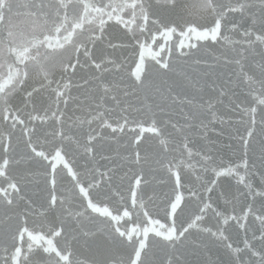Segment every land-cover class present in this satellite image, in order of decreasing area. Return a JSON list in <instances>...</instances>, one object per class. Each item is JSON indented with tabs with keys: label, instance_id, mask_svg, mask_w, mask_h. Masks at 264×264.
<instances>
[{
	"label": "snow or ice",
	"instance_id": "1",
	"mask_svg": "<svg viewBox=\"0 0 264 264\" xmlns=\"http://www.w3.org/2000/svg\"><path fill=\"white\" fill-rule=\"evenodd\" d=\"M0 264H264V0H0Z\"/></svg>",
	"mask_w": 264,
	"mask_h": 264
}]
</instances>
